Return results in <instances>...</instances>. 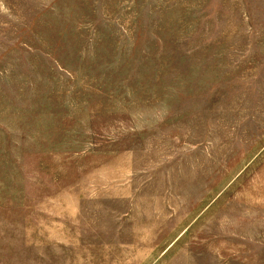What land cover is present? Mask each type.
I'll list each match as a JSON object with an SVG mask.
<instances>
[{"label":"rangeland","instance_id":"374dc122","mask_svg":"<svg viewBox=\"0 0 264 264\" xmlns=\"http://www.w3.org/2000/svg\"><path fill=\"white\" fill-rule=\"evenodd\" d=\"M0 264H264V0H0Z\"/></svg>","mask_w":264,"mask_h":264}]
</instances>
